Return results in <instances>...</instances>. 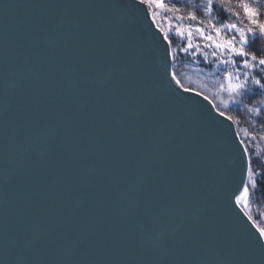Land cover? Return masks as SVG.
Returning <instances> with one entry per match:
<instances>
[{
  "label": "water",
  "instance_id": "95a60500",
  "mask_svg": "<svg viewBox=\"0 0 264 264\" xmlns=\"http://www.w3.org/2000/svg\"><path fill=\"white\" fill-rule=\"evenodd\" d=\"M133 2L0 0V264H264L236 122Z\"/></svg>",
  "mask_w": 264,
  "mask_h": 264
},
{
  "label": "snow or ice",
  "instance_id": "6c2138e0",
  "mask_svg": "<svg viewBox=\"0 0 264 264\" xmlns=\"http://www.w3.org/2000/svg\"><path fill=\"white\" fill-rule=\"evenodd\" d=\"M230 2L231 0H201L203 6L200 7L189 5L188 0H134L133 4L123 6L130 9L134 16L142 12L144 17L152 22L150 26H155L162 33V39L165 41V57L169 61L176 59L175 54L178 49L172 47L174 39L169 33H164L156 24L161 12L170 13L172 19L178 22L174 28L175 35L185 40V45L179 49V52L187 54L191 51L193 56L199 53L207 59L200 41L204 42L203 48L213 49L211 55L216 58L217 67L223 66L219 73L220 79L217 81L216 95L226 94L228 100H220V103L227 108L229 102H232L239 111L237 97L252 99L264 95V74H262L264 55H257L248 50L257 40H264V4H261L260 0H236V6L243 13L241 16L240 12L224 7L225 3ZM205 12L208 14L206 25L205 20L198 15V13L203 15ZM220 13H223V18L220 17ZM233 18L236 22H225ZM185 20L188 21L186 27L182 26ZM244 21L247 23L245 24ZM194 37L196 43H193ZM168 75L186 94H195L205 101L209 100L203 92L184 88L181 80L176 78L175 72H169ZM253 85L255 87H251ZM212 103L214 111L220 117L228 121L232 120L231 116H226L224 111L215 106V100ZM251 111L261 115L264 114V107H254ZM240 144L243 147L233 168L223 169V175L226 188L230 182L235 183V189L230 191L228 199L233 203L247 204L254 192L264 191V172L257 174L254 171L253 159L247 145L244 141ZM161 235L163 236V232ZM251 239L255 247L264 251V228H259V236L252 235Z\"/></svg>",
  "mask_w": 264,
  "mask_h": 264
},
{
  "label": "trees",
  "instance_id": "16d2710c",
  "mask_svg": "<svg viewBox=\"0 0 264 264\" xmlns=\"http://www.w3.org/2000/svg\"><path fill=\"white\" fill-rule=\"evenodd\" d=\"M190 2H193V6H195V5H199L200 7L203 6L201 3V0H188V3H190ZM260 2H261V4H264V0H260ZM224 7L226 9L232 8L233 11H238V12H240L241 16L243 15L242 11L236 6V0H231L230 3H225ZM198 15H200L201 19L205 20V25H206L207 24L206 17L208 16V14L205 12L203 15H201L199 13H198ZM220 17L223 18V13H220ZM225 22H236V21L233 18V19H230V20L225 21ZM244 23H245V21H244ZM187 24H188V21H185L183 26L186 27ZM218 26H220V25L218 24ZM248 50L256 53L257 55H264V40H257L256 43L250 45ZM190 54L185 55V54L181 53V56H182L181 59L182 60L178 61L179 59L177 58V60L174 63V72L181 79L184 86H189V87H191V85L189 83H187L183 77V73L185 74L188 72L187 67L184 63L187 62L189 64V61H190L191 64L198 65L201 68L206 69V71L210 67L214 68V65L212 67V64L208 65L207 63L204 62L205 61L204 57L197 56L198 58H195ZM189 55H190V57H189ZM262 74H264V73H262ZM251 87H255V86L253 85ZM209 95L211 96L212 100H215L216 107H219L221 109V111H225L227 114H229L235 120L239 134H240L242 140L245 142L246 145H247L248 140L243 135L244 131L249 135L250 141L253 139L252 137H254V136H256V138H257V136H259L261 138L264 137V114L257 115L256 113H253L251 111V109L254 107H264V95H258L252 99H249L248 97H244V98L237 97L236 103H239V111L236 110V108L234 107V104L232 102H230L228 104L227 108H223L224 106L216 103L218 100L215 99L214 95H211V94H209ZM252 143H254L253 140H252ZM248 149H249V154L252 156V159H253L254 171H256L257 174L264 172V155L262 158L257 159V157L254 156V151H253L255 148L250 149L248 147ZM253 195H255L257 197V203L258 204H260V205L264 204V191L254 192ZM262 210H263V208L259 207L257 209V211H253L252 213H248L249 216L252 218V220L256 223V225L259 228H264V221L261 219V215H260V212Z\"/></svg>",
  "mask_w": 264,
  "mask_h": 264
},
{
  "label": "rangeland",
  "instance_id": "374dc122",
  "mask_svg": "<svg viewBox=\"0 0 264 264\" xmlns=\"http://www.w3.org/2000/svg\"><path fill=\"white\" fill-rule=\"evenodd\" d=\"M190 3H188V4L193 5V2H190ZM185 21H187V20H185ZM156 22L158 23L159 27L161 29H163L164 33H169L170 37H172L174 39V43H173L172 47H176L178 49V52L175 54L176 59L174 60V63L177 60V58L179 59L178 61L182 60L181 59L182 58V56H181L182 52H179V49L185 45V40L175 35L174 28H175L176 23H178V22L172 19L170 13L165 14L163 12H161V14L157 17ZM184 22H183V24H184ZM246 23L247 22L245 21V24ZM170 25H171V30H170ZM193 43H196L195 37L193 39ZM200 43L202 46L203 53L206 54L208 57L207 59H205L204 62L207 63L208 65L212 64V67L214 65V68L210 67L211 69L208 68L206 71V69L201 68L198 65L191 64L190 61H189V64L187 62L184 63L187 67L188 72L185 74L183 73V77L186 80V82L191 85V87L184 86V88H192L195 91L203 92L204 95L208 96L210 99H211V96L209 94L214 95L215 99L218 100L216 103L221 104L220 100H225V101L228 100V97L226 94L221 93L219 95H216L217 91H218L217 81L220 79L219 73H220V69H222L223 66L221 65L220 68H218L217 64L215 63L216 58L212 57V55H211V52L213 51V49L203 48L204 42L200 41ZM190 53H191V51H190ZM190 53H187L185 55H188ZM190 55H192V54H190ZM190 55H189V57H190ZM197 56L204 57L203 55H201L199 53L193 57L198 58ZM253 74L255 75V72H253ZM177 78L180 79L178 76H177ZM181 83L183 84L182 81H181ZM221 105L224 106L223 104H221ZM223 108H225V107H223ZM225 114L230 116L226 112H225ZM243 135L248 140L247 146L250 149L255 148L253 150L254 156H256L257 158H262L264 155V137L261 138V137L257 136V138H256V136H254V137L251 136L253 138L252 140L254 142V143H252V140L251 141L249 140L250 139L249 135L245 131L243 132ZM241 205L243 206V208L245 209V211L247 213H252L253 211H257V209L259 207H262L263 210L260 212V215H261V219L264 221V204H262V205L258 204L257 203V197L255 195H252L251 200L247 204L241 203Z\"/></svg>",
  "mask_w": 264,
  "mask_h": 264
},
{
  "label": "bare ground",
  "instance_id": "6f19581e",
  "mask_svg": "<svg viewBox=\"0 0 264 264\" xmlns=\"http://www.w3.org/2000/svg\"><path fill=\"white\" fill-rule=\"evenodd\" d=\"M243 141V140H242Z\"/></svg>",
  "mask_w": 264,
  "mask_h": 264
}]
</instances>
